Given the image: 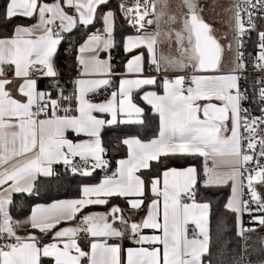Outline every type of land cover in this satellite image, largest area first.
Wrapping results in <instances>:
<instances>
[{
  "label": "snow or ice",
  "instance_id": "obj_1",
  "mask_svg": "<svg viewBox=\"0 0 264 264\" xmlns=\"http://www.w3.org/2000/svg\"><path fill=\"white\" fill-rule=\"evenodd\" d=\"M117 10L134 29L122 40L130 57L122 72L111 56ZM204 11L200 0H180L175 10L171 0H120L117 9L110 0H7L3 18L21 22L0 34V264H213L212 202L198 199V184L230 189L223 208L241 246L228 264H264V235L252 239L264 229V0H237L226 43ZM81 27L93 30L78 46L69 41L76 75L62 81L61 45ZM146 54L155 75L146 74ZM138 92L158 117L155 137L122 138L127 158L83 185L82 198L36 204L28 219L15 220L14 197L40 195L41 178H61L57 165L72 177L109 168L105 130L146 122ZM172 158H202V168L171 167ZM114 197L145 215L132 221L119 205L81 215ZM66 222L75 223L58 227ZM23 225L33 231L19 235ZM217 230L219 242L223 221ZM125 239L133 246L122 247Z\"/></svg>",
  "mask_w": 264,
  "mask_h": 264
},
{
  "label": "trees",
  "instance_id": "obj_2",
  "mask_svg": "<svg viewBox=\"0 0 264 264\" xmlns=\"http://www.w3.org/2000/svg\"><path fill=\"white\" fill-rule=\"evenodd\" d=\"M7 0H0V34H7L11 32L14 24L21 22L16 19L7 21L3 18L4 6ZM120 0H110V7L117 9ZM129 4V2L127 1ZM117 29H116V40L117 46L112 50V55L115 57L113 65L117 72L123 71V65L129 59V54H126L122 47L123 37L134 34L133 29L126 23L124 17L119 10H117ZM29 23V21H23ZM99 27V25H97ZM80 29L74 30L73 33L69 34L68 39L62 43L59 56L57 59V65L62 71L63 80H69L67 77L76 74L73 70V61L75 57L74 47H69V41L73 46H78L83 42L85 35L88 31ZM253 49L250 48V52ZM62 80V81H63ZM47 81L42 82V86ZM70 88L71 85L69 84ZM160 90V89H156ZM142 92H138L134 96L135 102L145 109L146 122L144 125H118L112 128L106 129L104 132V144L107 148L106 159L110 162L109 168L105 170H97L93 177H72L65 171H62L63 165H57L56 171L60 173V179H46L41 178L39 184L40 195L28 197L16 195L14 200L16 206L11 208V214L15 220H21L28 217L31 214V208L36 204H51L57 200L67 199H78L81 196V188L83 185H95L102 181L105 175H111L117 169L118 161L127 157V147L120 141L126 136H138L141 140L147 142L148 140L155 137L158 133V117L151 111L150 106L146 105L141 100ZM168 165L171 167L183 168L188 165H195L198 170L202 168V158H172L168 161ZM200 195L198 199H208L212 202V214H211V228L213 234V243L211 247V259L213 264H217L218 261H223L224 264H228L229 260L233 256H237L240 253L241 240L235 234V225L231 213L225 212L223 205L230 195V189L228 187L220 189H204L198 184ZM147 203V201H146ZM144 212V210H142ZM223 221L226 225L227 230L220 237V241L217 242V237L220 233L217 230L218 222ZM264 235V229H258V232L253 234L252 239L255 241L257 236ZM86 239L81 238L83 249L88 250V242ZM230 241V243H228ZM226 244V248H225ZM221 249H224L222 252ZM45 262V260H44ZM49 263V260L47 261Z\"/></svg>",
  "mask_w": 264,
  "mask_h": 264
},
{
  "label": "crops",
  "instance_id": "obj_3",
  "mask_svg": "<svg viewBox=\"0 0 264 264\" xmlns=\"http://www.w3.org/2000/svg\"><path fill=\"white\" fill-rule=\"evenodd\" d=\"M129 3L132 2V0H127ZM171 4L173 6V4H175V0H171ZM123 17V16H122ZM132 35V34H131ZM167 48V46H165ZM173 51H174V46H173ZM130 58V57H129ZM225 60H226V64H227V61H228V58H227V55L225 56ZM149 64V61L147 59V54H146V61H145V69H146V74L147 75H154V73H149V71L147 70V65ZM173 75H176V73H172ZM9 75H11V73H9ZM118 80V78H117ZM18 83V81H17ZM148 90H156V89H152V88H149ZM156 91H160V90H156ZM15 89L13 88V95H15ZM142 95V94H141ZM106 98H103V99H93L94 102H99V101H102ZM102 115V118H105V119H110V116L108 114H101ZM73 139H75V137H72ZM128 155V154H127ZM127 158V157H126ZM124 158V159H126ZM118 167V165H117ZM116 171V170H115ZM82 188H81V196L80 198H82ZM113 205H119L121 209H123V212H124V215L126 217H131V220L132 221H140L141 218L145 215V212H142L139 211V212H135V211H132L128 205V203L125 201L124 198H118V197H114L110 200L109 204L108 205H103V206H100V205H96V206H89L88 208H85L83 210V213H91V212H99V213H103V212H107L109 211V209L111 208V206ZM30 216V215H29ZM28 216V217H29ZM28 217L24 218V219H21V220H18V221H24L26 219H28ZM75 222H66V223H62L61 225H59L58 227L59 228H63V227H66V226H71L72 224H74ZM33 231L32 229H30L27 225H23L18 234L21 235V236H24V235H27L29 232ZM148 234H151V230H145ZM38 235H41L37 232ZM190 234H191V228H190ZM41 239L44 241V242H49V240L51 239V236L50 235H41ZM81 240V239H80ZM86 242H88V240L86 239L85 240ZM113 242H119V241H109V243H113ZM81 243V242H80ZM122 243V247L124 248H127V247H130V246H133L131 244V242L127 239H125ZM81 247L83 248L82 246V243H81ZM45 262L44 264H53V261L49 258H45L44 259ZM49 260V263H47V261Z\"/></svg>",
  "mask_w": 264,
  "mask_h": 264
},
{
  "label": "rangeland",
  "instance_id": "obj_4",
  "mask_svg": "<svg viewBox=\"0 0 264 264\" xmlns=\"http://www.w3.org/2000/svg\"><path fill=\"white\" fill-rule=\"evenodd\" d=\"M180 0H175V4H173L172 8L175 10L176 5H178ZM201 6L205 7V11L203 13L204 18L207 22L211 23L216 30V35L221 39L222 43H226L223 40L225 33L228 34L229 39L231 38V32L228 27V21L232 16V7L233 0H200ZM209 5H215L214 9L208 7ZM230 58L229 53H225V56Z\"/></svg>",
  "mask_w": 264,
  "mask_h": 264
},
{
  "label": "built area",
  "instance_id": "obj_5",
  "mask_svg": "<svg viewBox=\"0 0 264 264\" xmlns=\"http://www.w3.org/2000/svg\"><path fill=\"white\" fill-rule=\"evenodd\" d=\"M237 2V0H233V4H235ZM133 3V0H132V2L131 3H129V5H131ZM126 23H127V21H126ZM128 24V23H127ZM133 31H134V29H133ZM254 41H255V33H252V35H251V40L250 41H248V43H247V51H249L250 52V48L251 49H253V43H254ZM252 51V50H251ZM111 56H112V61L114 60V56L112 55V52H111ZM147 70L149 71V73H154V72H152L151 71V69L149 68V64L147 65ZM250 72H251V69L249 70ZM76 74H73L72 76H69V77H67V79H71L72 77H74ZM154 75H155V73H154ZM173 75V74H172ZM118 78V77H117ZM61 79L63 80V77H61ZM251 82V77L249 78V83ZM112 89H109L108 90V92H102V94H99V95H96V96H94L92 99H97V98H99V99H103V98H107V96H108V94H109V92L111 91ZM62 171H65L64 170V166H62ZM245 222H246V224H247V222H248V217L247 216H245ZM81 238H83V239H86V238H84V235H83V233H81Z\"/></svg>",
  "mask_w": 264,
  "mask_h": 264
}]
</instances>
